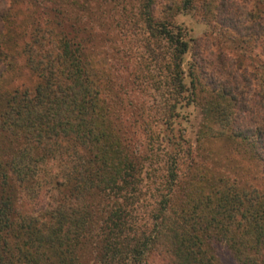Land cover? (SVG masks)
Wrapping results in <instances>:
<instances>
[{
	"label": "trees",
	"instance_id": "1",
	"mask_svg": "<svg viewBox=\"0 0 264 264\" xmlns=\"http://www.w3.org/2000/svg\"><path fill=\"white\" fill-rule=\"evenodd\" d=\"M152 1L139 10L137 53L163 130L172 131L180 104L204 100L199 138H226L233 153L254 161L259 183L192 180L189 172L181 181L177 153L164 152L154 200L138 216L143 158L122 144L106 111L102 91L112 77L100 84L104 77L92 70L88 41L79 36L85 32L75 24L57 34L36 27L22 49L36 82L0 97V264H152L154 254L162 264H219L217 242L240 264H264V62L254 53V69L239 70V60L234 69L220 52L185 61L184 33L154 19ZM191 4L180 0L179 9ZM215 10L222 31L243 30L254 47L264 42L263 9L254 10L250 26L227 0ZM12 16L0 0V81L14 58L5 45ZM204 64L211 69L199 76ZM19 192L28 212L17 205Z\"/></svg>",
	"mask_w": 264,
	"mask_h": 264
},
{
	"label": "rangeland",
	"instance_id": "2",
	"mask_svg": "<svg viewBox=\"0 0 264 264\" xmlns=\"http://www.w3.org/2000/svg\"><path fill=\"white\" fill-rule=\"evenodd\" d=\"M180 0H153L151 4L154 19H167L170 24L184 33L189 43V51L184 55L187 61L192 53L209 58V53L224 54L221 59L226 66L246 70L254 69V53L264 62V42L254 47V38L242 36L243 30H224L214 20L218 0H192L191 7L179 9ZM11 7L12 18L8 27L9 40L5 43L9 53L14 55L11 67L0 81V97L7 90L31 87L37 80L34 72L25 64L23 44L32 31L46 28L49 32L60 33L61 27L75 24L79 36L88 41L86 57L93 64L92 70L103 75L104 81L112 77L111 89L102 91L106 111L112 119L115 133L128 150L143 158L140 174L141 187L139 204L134 212L139 214L146 203L151 205L152 182H159L163 175L166 153H177L179 177L181 181L192 175V180H219L235 183L237 186L258 184V167L254 161L236 155L230 142L223 137L199 138L201 107L198 103L180 104L178 116L172 124V131L161 125V113L157 99L152 94L151 83L147 81L142 67V55L137 49L142 47L137 36L143 32L139 10L143 0H5ZM236 17L248 19L244 24L254 22V10H264V0H227ZM253 17V18H251ZM57 22L59 26L57 25ZM61 25V26H60ZM248 32V31H247ZM245 34V33H244ZM264 40V38H263ZM229 58V59H228ZM258 61V60H257ZM264 65V64H263ZM205 76L211 69L204 64ZM202 80H204L202 78ZM186 81V79H185ZM204 81H202L203 83ZM204 85V84H203ZM249 92L254 88L250 85ZM199 97H207L202 91ZM181 135V136H178ZM157 139V140H156ZM178 142V144H177ZM55 163L54 165H58ZM53 165V166H54ZM55 166L53 167V171ZM193 175L195 177H193ZM188 178V177H187ZM180 181V182H181ZM46 185V184H45ZM46 191L49 186L46 185ZM155 195V194H154ZM17 205L23 212L30 209L24 195L17 193ZM219 264H240L235 260L224 243L212 245ZM91 254L84 261L91 260ZM160 256L151 255L152 264H162Z\"/></svg>",
	"mask_w": 264,
	"mask_h": 264
}]
</instances>
